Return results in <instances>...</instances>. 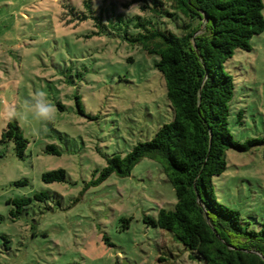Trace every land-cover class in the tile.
<instances>
[{"label":"rangeland","instance_id":"374dc122","mask_svg":"<svg viewBox=\"0 0 264 264\" xmlns=\"http://www.w3.org/2000/svg\"><path fill=\"white\" fill-rule=\"evenodd\" d=\"M83 1L0 0V264H207L171 231L144 221L177 202L160 163L144 157L130 175L96 182L108 156L151 139L173 116L154 65L159 57L125 35L138 33L134 23L149 17L177 32L181 21L155 16L152 0H92L97 14L116 2L131 20L128 33L126 21L102 29L82 19ZM250 43L224 64L234 82L229 127L235 141H261L228 149L227 168L213 182L219 201L258 227L264 223V31ZM39 91L55 106V119L42 122L30 113L27 123L17 119L29 140L19 158L12 141H1L6 110L23 115L25 101ZM48 144L60 154L47 152ZM58 168L66 170L65 181H43L45 171ZM22 179L28 183H15ZM41 191L49 196L11 217L8 199Z\"/></svg>","mask_w":264,"mask_h":264},{"label":"trees","instance_id":"16d2710c","mask_svg":"<svg viewBox=\"0 0 264 264\" xmlns=\"http://www.w3.org/2000/svg\"><path fill=\"white\" fill-rule=\"evenodd\" d=\"M83 3L88 14L82 19L90 17L102 29L105 22L131 21L116 9V2L100 6L98 14L92 0ZM68 7L72 12L74 7ZM263 8L262 0H152L150 11L181 21L176 25L179 31L149 17L134 23L141 28L138 33L125 35L159 57L154 65L165 79L173 116L151 139L137 142L124 155L108 156L96 182L111 174L130 175L144 157L160 163L177 202L172 209L161 208L156 216L145 215L144 221L171 231L207 264H264V223L253 226L238 209L220 202L213 182L227 168L228 149L242 151L261 141L240 143L233 138L229 115L234 82L224 64L236 49L250 50L252 37L264 31ZM1 141H12L15 154L26 156L29 140L17 119L7 122ZM46 151L60 154L55 144H48ZM66 176V170L58 168L45 171L42 179L62 182ZM15 183L22 185L28 180ZM48 196L41 191L8 199L11 217L19 218L33 200Z\"/></svg>","mask_w":264,"mask_h":264},{"label":"clouds","instance_id":"9594fccd","mask_svg":"<svg viewBox=\"0 0 264 264\" xmlns=\"http://www.w3.org/2000/svg\"><path fill=\"white\" fill-rule=\"evenodd\" d=\"M27 110L23 115L17 113L15 107H10L6 110L5 118L8 121L18 119L23 123L28 122V114L33 118L42 122H51L55 119L56 108L48 101L46 94L43 91L35 93L30 99L25 101ZM33 134L35 130H33Z\"/></svg>","mask_w":264,"mask_h":264}]
</instances>
